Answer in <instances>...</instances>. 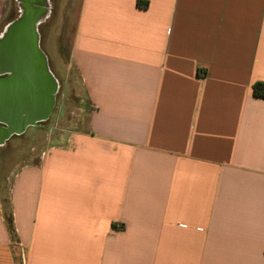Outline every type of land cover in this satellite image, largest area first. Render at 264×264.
Returning a JSON list of instances; mask_svg holds the SVG:
<instances>
[{"label":"crops","instance_id":"obj_1","mask_svg":"<svg viewBox=\"0 0 264 264\" xmlns=\"http://www.w3.org/2000/svg\"><path fill=\"white\" fill-rule=\"evenodd\" d=\"M70 59L87 119L0 161V264H264V0H79Z\"/></svg>","mask_w":264,"mask_h":264},{"label":"water","instance_id":"obj_2","mask_svg":"<svg viewBox=\"0 0 264 264\" xmlns=\"http://www.w3.org/2000/svg\"><path fill=\"white\" fill-rule=\"evenodd\" d=\"M19 1L20 16L0 36V145L48 120L58 89L41 48L40 25L48 17L49 0Z\"/></svg>","mask_w":264,"mask_h":264},{"label":"rangeland","instance_id":"obj_3","mask_svg":"<svg viewBox=\"0 0 264 264\" xmlns=\"http://www.w3.org/2000/svg\"><path fill=\"white\" fill-rule=\"evenodd\" d=\"M51 5L53 12L40 25V33L41 48L58 79L55 106L48 120L28 127L23 134L14 135L0 145V161L6 167L35 160L48 142L57 141L64 133L82 127L87 119L89 103L86 92L70 59L79 0H49V10ZM20 14L19 0H4L0 36Z\"/></svg>","mask_w":264,"mask_h":264},{"label":"trees","instance_id":"obj_4","mask_svg":"<svg viewBox=\"0 0 264 264\" xmlns=\"http://www.w3.org/2000/svg\"><path fill=\"white\" fill-rule=\"evenodd\" d=\"M253 94L256 97H264V83L258 82L255 83L253 86ZM6 221L9 227L10 232L14 233V226H13V220L11 214L6 215Z\"/></svg>","mask_w":264,"mask_h":264},{"label":"flooded vegetation","instance_id":"obj_5","mask_svg":"<svg viewBox=\"0 0 264 264\" xmlns=\"http://www.w3.org/2000/svg\"><path fill=\"white\" fill-rule=\"evenodd\" d=\"M49 17L51 16L52 12H53V6L51 5L50 11H49Z\"/></svg>","mask_w":264,"mask_h":264},{"label":"bare ground","instance_id":"obj_6","mask_svg":"<svg viewBox=\"0 0 264 264\" xmlns=\"http://www.w3.org/2000/svg\"><path fill=\"white\" fill-rule=\"evenodd\" d=\"M23 2H24V1H23ZM24 3H25V2H24ZM45 14H46V13H45ZM45 14H44V15H45Z\"/></svg>","mask_w":264,"mask_h":264}]
</instances>
